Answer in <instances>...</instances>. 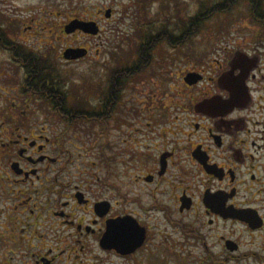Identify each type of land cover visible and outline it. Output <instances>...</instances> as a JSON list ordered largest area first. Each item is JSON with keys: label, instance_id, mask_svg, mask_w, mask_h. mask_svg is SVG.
<instances>
[{"label": "flooded vegetation", "instance_id": "obj_1", "mask_svg": "<svg viewBox=\"0 0 264 264\" xmlns=\"http://www.w3.org/2000/svg\"><path fill=\"white\" fill-rule=\"evenodd\" d=\"M107 1L0 0V264H264V0H194L180 48ZM118 11L138 56L101 57Z\"/></svg>", "mask_w": 264, "mask_h": 264}, {"label": "rangeland", "instance_id": "obj_2", "mask_svg": "<svg viewBox=\"0 0 264 264\" xmlns=\"http://www.w3.org/2000/svg\"><path fill=\"white\" fill-rule=\"evenodd\" d=\"M193 1L194 0H163L161 2V5H165L166 7H168V9H166V8L162 9L163 15L165 17L163 19H161V21L165 22V24L169 23L168 24L169 30H173L174 33H176V34L181 33L182 32L181 28H180V26H175V21L179 22L180 19H183V18L186 19L185 16L189 15L193 9L192 8L193 3H194ZM196 1H199V0H196ZM108 2L109 1H107V0H101L102 7L107 6ZM127 2H128V0H116V2H115L116 10L122 9V7H120V6L126 5ZM130 2L133 3L132 1H130ZM130 2H129V4H130ZM175 2L177 3V8L179 9V12H180V13H178V15L181 16V18L178 17V19L176 17H174L175 15H173L174 11L176 10L174 7ZM135 4H137V2ZM147 7H148L147 11L150 12V15H152V13L154 12V10L157 7V3L150 1V3L147 4ZM134 9H137V8L134 7ZM117 14H119V16H116L114 18L113 22H110L109 24L103 23L106 32L104 33L101 41L107 42L108 44L105 46V48H106L105 50H101V54L104 53L101 57H106L107 56L106 51H109L110 49L115 50L117 57H124L128 53V51L130 50V47L138 41L136 36H134V34L132 32V28H130V21L129 20L132 19V17H127L126 14H125V17H123V12H119V11L117 12ZM152 18L154 20L157 19L156 17H153V16H152ZM109 28H111V29H109ZM213 29H214V31H213ZM217 31H218L217 24H213L212 27L206 32V34H204L203 39L205 41H207V43L211 42V40L213 42H215L216 39H217V41L223 40V38H220V36L218 35ZM177 32H179V33H177ZM236 33L237 32L234 31V29L229 32V34H232L233 36ZM187 48H188V45L184 48V50H186V53L190 51ZM194 48L197 49V51L201 52V53L207 52V49L204 46H200V47L194 46ZM167 52H168V50H165L164 56H162L164 58V60L166 61L165 62V70L166 71L164 72L165 81L163 82L162 88H163V94L169 95L171 97L172 91L175 87L174 78H175V75L179 74L180 70L182 69V68H180V70L178 71V68L180 67V64L182 63V61L181 62L177 61L176 60L177 57H175L174 54H171V53L167 54ZM132 53H133V49H132ZM186 57H188V55H186ZM172 74H174V75H172ZM149 78H151V77H149ZM164 102L166 103L165 105L169 104V106H170V104H171V103H167L166 97L164 98ZM167 110L171 111V108L167 107ZM138 122H139V120H138ZM140 125H144V123L143 124L140 123Z\"/></svg>", "mask_w": 264, "mask_h": 264}, {"label": "trees", "instance_id": "obj_3", "mask_svg": "<svg viewBox=\"0 0 264 264\" xmlns=\"http://www.w3.org/2000/svg\"><path fill=\"white\" fill-rule=\"evenodd\" d=\"M142 3L143 4L144 3L148 4V3H150V0H143ZM174 5H175L174 7L176 9L174 11V14H175L176 18L177 19H178V17L181 18V16L178 15V13H180V12H179V9L177 8V3L175 2ZM161 8L162 9H165V8L168 9V7H166L165 5H163ZM213 9H216V8H213ZM185 17H186V19L185 18L180 19L179 24H177V22L175 21V25L180 26L181 31H182L181 33H179V34L174 33L173 30H169V25H168L169 23H166V24L164 23L165 24V25L163 24V29L164 30L162 29L163 33L161 31L158 34V36L156 37V41L154 43L157 44V45L164 44L166 46H171L173 48H175L176 46H177V48H180L186 42H188L190 40L191 36H192L191 29H190V25L191 24L189 22L188 15L185 16ZM200 28H201V26L198 24L196 26V31L197 32L200 31ZM139 37H140V41H142V34L141 33H139ZM143 52L147 53L145 58L147 57V59H149L151 56L148 55V54H150L152 52V48L151 47H147L146 49L143 50ZM130 56H133V57L134 56H138L137 50H133V53H132V51L130 52V50H129L128 53L124 56V58H128Z\"/></svg>", "mask_w": 264, "mask_h": 264}, {"label": "water", "instance_id": "obj_4", "mask_svg": "<svg viewBox=\"0 0 264 264\" xmlns=\"http://www.w3.org/2000/svg\"><path fill=\"white\" fill-rule=\"evenodd\" d=\"M75 29L83 30L84 32L89 33V34H96L97 33V27H95V24L93 22H82L79 20H73L68 25L65 26L66 33L73 32ZM72 51H74V50H66L64 52V57L69 59V58L83 56V54H79L77 56H72L70 53Z\"/></svg>", "mask_w": 264, "mask_h": 264}]
</instances>
